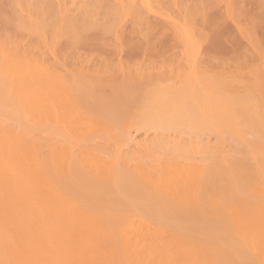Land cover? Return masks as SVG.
Listing matches in <instances>:
<instances>
[{"label":"bare ground","instance_id":"6f19581e","mask_svg":"<svg viewBox=\"0 0 264 264\" xmlns=\"http://www.w3.org/2000/svg\"><path fill=\"white\" fill-rule=\"evenodd\" d=\"M253 31L264 0H0V264H264Z\"/></svg>","mask_w":264,"mask_h":264},{"label":"rangeland","instance_id":"374dc122","mask_svg":"<svg viewBox=\"0 0 264 264\" xmlns=\"http://www.w3.org/2000/svg\"><path fill=\"white\" fill-rule=\"evenodd\" d=\"M229 31H230V29H226V30H224V34L221 35L222 37L220 36V39H219L220 41H219V43H217V44H218L217 47H218V46H219V47H229L230 43H228V42H230V38H231V39L233 38L232 35L235 34V35H237V36H235L236 39H237V40H238V39L241 40V41H238L239 43H241V42L245 43V49L243 48L241 51H243V50H247V51H245V53L249 52V50H248L249 46L247 45L248 43L246 42L247 40H246V39L243 40V38H245V37L241 36L242 39H240L239 34H238V32H237V30H236L235 28L231 29L230 32H229ZM256 31H257V30H256ZM256 31H255V32L253 31L254 33H256V35H255V34H252V35H254L257 39H259L258 37L261 36V35H263V34H262V33L259 34V33L256 32ZM259 31H260V30H259ZM235 32H236V33H235ZM253 32H252V33H253ZM260 32H262V31H260ZM227 33H229V34L227 35ZM257 35H258V37H257ZM227 38H228V39H227ZM256 38H255V39H256ZM263 38H264V37H263ZM234 39H235V38H234ZM257 39H256V40H257ZM259 40H260V42H262L264 39L260 38ZM257 41H258V40H257ZM200 42H201V48H206V45H207L208 40H204V41L202 40V41H200ZM200 42H199V43H200ZM203 42H204V43H203ZM263 42H264V41H263ZM246 43H247V44H246ZM259 44H260V43H259ZM220 45H222V46H220ZM219 47L216 48V49H214V50H217L218 53H220V52L222 53L224 50H223L222 48H219ZM262 47H264V46H263L262 43H261V47H260V45H259V48H262ZM221 49H222V50H221ZM225 49H226V48H225ZM262 49H264V48H262ZM212 50H213V48H212L210 51H212ZM214 50H213V51H214ZM165 51H166V50H165ZM174 51H177V52H178V47H176ZM262 51H264V50H262ZM237 52H239V51H237ZM164 53H165V52H164ZM240 53L243 54V52H240ZM240 53H237L238 55L236 56V58H239L240 56L244 57V56L241 55ZM238 56H239V57H238ZM247 57H248V56H247ZM245 59H249V58H245ZM245 59H243V61H242V59H241V57H240L239 60H240L241 62H240V61H239V63L236 62V64H238V65H242V64H244V63H243L244 61H245L246 63H247V61L250 62V59L247 60V61H246ZM261 59H263V58H261ZM259 60H260V58H259ZM259 60H258V62L254 61V62H256V63H253V62H252V64L249 63V64H251L250 66H253V67H252L253 69L250 68V69L248 70V68H249L250 66H248L247 68H244L243 65H242V67H241V66H239V67L237 66V67H236L237 69L234 68V69H236V70H231L232 73H234L235 71H236V72H235L234 74H232V73H231V74L234 75V77H235V76H237V75H238V76L240 75V74H237V75H236V73H242V72H244V74H248V75L246 76V75H244L243 73H242V75H244V76H246V77H248V78L246 79V77H243V79H242V78H241L242 75H240V76H239L240 78L237 77V79H242V81H245V80H248V79L250 80V79L252 78V81H256V79H255L254 76H253V75L255 74V73H254L255 69H257V70L255 71V72H257V73H256L257 76H255V77H257V79H258V76H259L258 73L264 71V68H263V67H264V63H263L264 59H263L262 63H260L261 60H260V62H259ZM232 61L235 63L234 60H232ZM232 61H230V62H231L232 64H234ZM236 61H238V59H237ZM241 63H242V64H241ZM227 64H230V63H226L224 66H225V67H228ZM232 64H231V65H232ZM226 65H227V66H226ZM231 65H230V66H231ZM234 65H235V64H234ZM245 65H247V64H245ZM259 65H260V68H259ZM235 66H236V65H235ZM235 66H233V67H235ZM256 66H257V67H256ZM231 67H232V66H231ZM254 67H256V68H254ZM238 68H240V70H239ZM241 68H243V71H242ZM228 69H232V68H228ZM225 70H226V69H225ZM237 70H239V71H237ZM252 70H253V71H252ZM260 70H261V71H260ZM251 71H252V72H251ZM225 72L227 73V71H225ZM245 72H246V73H245ZM250 72H251V73H254V74L251 75ZM231 74H230V75H231ZM262 74H263V73H262ZM225 75H228V74H225ZM232 75H231V77H232ZM249 75H251V76H249ZM252 76H253V77H252ZM234 77H232V78L234 79ZM232 78H231V80H233ZM235 79H236V77H235ZM244 79H245V80H244ZM259 79H260V77H259ZM249 80H248V81H249ZM236 81H241V80H236ZM252 81H249V82H252ZM233 82H234V81H232V83H233ZM258 82H259V81H258ZM258 82H255V83L257 84ZM238 83H240V82H238ZM238 83H236L237 86H238ZM242 83H243V82H242ZM244 83L248 84L246 81H245ZM255 83H254V84H255ZM259 83H260V82H259ZM259 83H258V84H259ZM246 84H245V85H244V84H241V85H244V86H242V88H245V89H243V90H246V91H247V89H249V88H253V87L256 86V84L252 86L253 83H249V84H251V86H250L249 88L246 89V87L249 86V84H248V85H246ZM261 84H262V83H261ZM233 85L236 86L235 84H233ZM208 86H209V85H208ZM245 86H246V87H245ZM258 86H259V85H258ZM239 87H240V86H239ZM256 87H257V86H256ZM256 87H255V88H256ZM259 87H261V86H259ZM236 88H237V87H236ZM242 88H241V90H242ZM253 89H254V88H253ZM256 89H257V88H256ZM259 89H260V88H259ZM249 91H250V89H249ZM251 91H255V90H251ZM258 91H259V90H258ZM258 91H256L255 93H257ZM262 92H263V91H262ZM257 94H260V91H259ZM263 95H264V92H263ZM260 96L263 97L262 94H260ZM260 96H259V97H260ZM256 97H257V96H256ZM256 97H255V98H256ZM261 97H260V98H261ZM258 100H259V98H258ZM258 100H257V102H260V103H261V101H260L261 99H260L259 101H258ZM248 102H251V103H252L253 101L251 100V101H248ZM248 102H247V103H248ZM254 103H255V102H254ZM243 104H244V103H243ZM258 104H259V103H258ZM258 104H257V105H258ZM244 105H246V104H244ZM250 105H251V104H249V105H247V106H250ZM260 105H261V104H259V106H260ZM230 106H231V105H230ZM253 106H254V104H253ZM259 106H257L256 108L254 107V108L257 109ZM5 107H6L7 109H9V111H10V109H12V108H9V107H7V106H5ZM10 107H11V106H10ZM238 107H239V106H238ZM261 107H262V109L264 108L263 103H262ZM261 107H259V108H261ZM230 108H231V107H230ZM235 108L237 109V107H235ZM235 108H233V109H235ZM242 108H243V107H242ZM246 108L249 109L250 107H246ZM251 108L253 109V107H251ZM251 108H250V109H251ZM0 109H1V108H0ZM238 109H239V108H238ZM244 109H245V108H244ZM18 110H20V109H18ZM21 110H23V109H21ZM21 110H20V111H21ZM11 112H14V111H11ZM23 112H24V111H23ZM14 113H15V112H14ZM8 114H10V113H8ZM19 114H21V113H19ZM25 114H26V112H25ZM28 114H30V113H28ZM28 114H27V115H28ZM11 115H14V114H11ZM11 115H10V117H9V116H7V113H6L5 116H7V117H5V116H3V117H5V118H11V119H9L8 121H7V119H5L4 121H6V123L8 122L7 125H12V124H13L14 126H16L17 128L14 127V128H12V129H13L14 131H15V129H16V131H17V129H20V128H18V127H19V125H18V123H19V122H18V119H16V120H15V119L12 120L13 117H15V116H12V117H11ZM22 115H23V114H22ZM18 116H19V118H20L19 120H21L20 115H18ZM31 116L33 117V115H28L27 117H31ZM3 117H2V118H3ZM22 117H23V116H22ZM27 117H26V118H27ZM23 118H25V117H23ZM29 119H30V118H29ZM32 121H33V119H32ZM11 122H12V123H11ZM21 122H22V121H21ZM4 123H5V122H4ZM6 123H5V124H6ZM9 123H11V124H9ZM16 123H17V125H15ZM26 123H27V124H31V123H33V122H31V120H30V121L28 120V122H26ZM19 124H21V123H19ZM7 125H6V126H7ZM22 125H26V124L24 123V124H22ZM9 127H10V126H7V128H9ZM20 127H22V126H20ZM24 127H25V126H24ZM27 127H29V126H27ZM22 129H23V128H22ZM21 131H25V129H23V130H21ZM39 132H40V131H39ZM224 132H225V131H224ZM41 133H42V132H40L39 134H37V137H38V138L43 137V136H42L43 134H41ZM131 133H132V135L134 136V138H135L136 140H139V139L141 138L142 140H147V141H149V139H150L151 137H153V135H150V134H152V133H149V134H148L147 138H149V139L143 137V135H144L143 132H141V133H140V132H137L136 135L133 134V131H132ZM134 133H135V132H134ZM225 133H226V132H225ZM40 134H41V135H40ZM38 135H39V136H38ZM226 135H227V136H226ZM226 135H224L225 138H226V137L229 138V139H227L226 141L230 140V138L232 139V137H229V134L226 133ZM135 136H136V137H135ZM149 136H151V137H149ZM212 136H213V135H212ZM29 137H30V136H29ZM144 138H145V139H144ZM141 139H140V140H141ZM142 140H141V141H142ZM209 140H210V142L215 141L214 136H213V137H210ZM147 141H146V142H147ZM231 141H232V140H231ZM212 143H213V142H212ZM230 143H231V142H230ZM230 143H228V144L230 145ZM131 145H133V146H132V149H134L133 147H137V145H135L134 143H132ZM131 145H130V147H128L129 150L131 149ZM227 147H228V145H226V148H227ZM229 147H230V146H229ZM229 147H228V148H229ZM228 148H227V149H228Z\"/></svg>","mask_w":264,"mask_h":264}]
</instances>
